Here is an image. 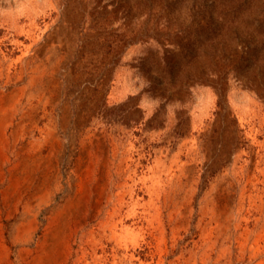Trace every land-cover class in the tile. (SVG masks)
<instances>
[{
    "label": "rangeland",
    "instance_id": "obj_1",
    "mask_svg": "<svg viewBox=\"0 0 264 264\" xmlns=\"http://www.w3.org/2000/svg\"><path fill=\"white\" fill-rule=\"evenodd\" d=\"M146 96L149 118L140 107ZM82 142L110 188L135 169L163 206L164 198L190 199L191 221L178 230L187 250L201 244L198 212L219 191L225 256L201 262L200 249L197 264H264V0H0V152L10 161L0 171L9 252L0 264H21L16 245L45 221L40 214L29 228L45 194L67 200ZM21 148L41 151L29 161L39 188L24 191V174L6 173ZM172 209L161 219L168 253ZM95 224L73 240L64 234L59 252L70 242L78 251ZM21 230L28 234L19 241ZM145 240L137 237L139 258L151 262Z\"/></svg>",
    "mask_w": 264,
    "mask_h": 264
},
{
    "label": "bare ground",
    "instance_id": "obj_2",
    "mask_svg": "<svg viewBox=\"0 0 264 264\" xmlns=\"http://www.w3.org/2000/svg\"><path fill=\"white\" fill-rule=\"evenodd\" d=\"M51 134H48L49 136L47 137L46 143L51 144L50 148L53 150L52 144L55 141L54 136ZM92 148V146L85 147L82 142L80 150L81 152H84V156H86L84 157L80 155L74 163L76 170L70 178H68V191L66 193L67 200L62 204L58 202V204H56L51 194H45L44 207L43 209L39 208L35 214H33L29 223V228L33 229V231L35 230V221H38L37 219L40 214L45 216L43 224L38 223V230L32 237L24 241L20 238H23V235L26 236L28 233H23L22 230L18 231L16 239H20L19 241L22 242L16 245V252L21 264H89L87 262L88 259H91L93 264H122L123 262H131L132 264L135 262L138 264H197V256L199 255L200 249H202V252L199 255L201 262L211 261L214 254L218 253L216 262L219 263L218 261L225 256V251L220 249L223 245L219 243V239L222 237V227L223 225H226V222L224 223L226 211L224 212L221 210L222 208L220 207L218 200L219 191L215 190V196L212 195V197H207L206 202L201 207L202 209L199 208L198 226L200 229L199 242L201 244L194 243L191 248L187 250V248L178 246L181 238L178 234V230L179 227H182L184 224L190 223L191 221L190 218L193 215L194 208L190 199L186 200L183 198V201H177V198L175 197L174 199L164 198L163 203L169 200L170 205L165 203L163 206L161 204L162 200L160 197V191L145 190L141 180L138 179V174L135 169L128 172V175L127 173L122 172L124 173L123 177H121L118 172V176L121 177L120 181L123 180V183L120 185V182L113 183L112 188H110L108 183H105L103 173L99 171L100 174L97 173L95 167L91 164V160H86L89 157ZM40 152L41 151L37 152V154L33 156H25L23 148L19 149L14 152V158L16 161L15 165H13L14 167L12 169L7 168L6 170L7 174H12L13 172L17 176V171L24 174L22 177V188H24V191L28 188L30 190L33 187L38 186L39 188L40 186L39 184L35 185L36 183H34L33 180L38 179V173L34 170L32 165L29 164V161L33 162L35 159L38 160V156L43 158L41 154L39 155ZM0 155L2 163L0 171L3 172V165L7 166L10 161L8 158H5L3 153L0 152ZM46 157L49 158V155ZM103 166L105 167V165ZM97 174L99 176H97ZM171 175L172 172L166 174L167 178ZM20 180L21 179L17 177L16 182ZM102 182H104V185ZM130 182L132 185L128 186ZM119 188H121V190L118 191ZM91 198H93V205L90 207L89 204ZM29 199L30 198H28V200ZM21 201L22 197H19L18 194H16L17 205ZM41 203L43 204V202ZM3 207L5 206L3 205ZM170 207L173 209L170 211L169 217L175 219L174 227L171 230V251L168 253L167 250L163 249L161 244L162 235L165 229V225L163 226V220L161 221V219H163L162 216L164 210H169ZM16 211L17 208H15L14 212ZM101 212L104 213V217L103 220L99 221L98 218L102 214ZM23 214H25V212H23ZM23 214H21V216ZM228 219L230 220V218ZM95 220V226H92L93 228L88 232L82 233L81 240L79 241L81 247L78 251L73 253V245L72 242H70L68 244L65 243V248H63L62 253L61 251L59 252L60 246L64 245L62 240L64 234L68 232L67 237L73 240L76 238L78 229L82 228L84 230L90 222ZM75 228L76 230H73ZM226 228L228 229L227 226ZM31 233L32 230L29 235ZM141 233L147 235L149 239L145 240L144 244L149 250L148 255L151 262H143L139 258V256H141L140 251L142 246L140 245L141 243H138L137 237ZM225 242L226 241H224V243ZM109 245H111V248H108ZM108 250H110L111 254H109ZM217 250L219 251L216 252ZM119 254H123V256L120 257ZM168 257L173 259L169 261L167 260ZM8 258L9 252H7L4 246L2 229L0 227V260L6 262L8 261ZM227 264H230V261Z\"/></svg>",
    "mask_w": 264,
    "mask_h": 264
},
{
    "label": "crops",
    "instance_id": "obj_3",
    "mask_svg": "<svg viewBox=\"0 0 264 264\" xmlns=\"http://www.w3.org/2000/svg\"><path fill=\"white\" fill-rule=\"evenodd\" d=\"M150 98L148 96H146V98L144 99V105L140 106L143 110V115H144V118H149L150 114H149V110L146 108V106L149 104V100Z\"/></svg>",
    "mask_w": 264,
    "mask_h": 264
}]
</instances>
